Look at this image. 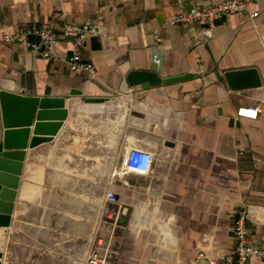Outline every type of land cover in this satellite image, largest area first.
<instances>
[{
	"label": "crops",
	"instance_id": "obj_1",
	"mask_svg": "<svg viewBox=\"0 0 264 264\" xmlns=\"http://www.w3.org/2000/svg\"><path fill=\"white\" fill-rule=\"evenodd\" d=\"M220 1L0 0V91L63 97L67 112L51 141L25 150L7 220L0 193V264H85L95 247L104 264H206L199 253L233 257L246 204L249 239L264 248V0L255 18L220 17L211 31L167 24ZM66 24L98 26L82 48L95 77L65 64ZM29 26L55 33L58 62L4 41ZM153 68L172 81L128 82ZM245 68L261 86L230 90L223 73ZM243 107L257 118L237 117ZM131 148L151 154L149 172L117 175Z\"/></svg>",
	"mask_w": 264,
	"mask_h": 264
},
{
	"label": "built area",
	"instance_id": "obj_2",
	"mask_svg": "<svg viewBox=\"0 0 264 264\" xmlns=\"http://www.w3.org/2000/svg\"><path fill=\"white\" fill-rule=\"evenodd\" d=\"M253 0H222L219 3L203 7L190 6L186 9H178L169 25H181L189 27L198 25L203 29L211 31L214 28L217 18L229 15H248L255 18L258 13L251 11ZM63 36L71 42V52L66 58L65 64L68 69L76 75L96 76L94 65L86 60L82 53L84 44L92 37L100 35L97 25L89 24L76 26L66 24L62 30ZM35 36L36 41H30L29 37ZM156 42H161V32H155ZM7 43H18L23 49L28 50L33 56L50 61L58 62L59 59L54 52V47L58 43L55 33L48 27H22L11 35L4 37ZM259 110L257 107H243L236 112L237 117L255 120ZM152 156L150 153L140 149H129L126 151L124 161L117 175L126 173L146 174L150 170ZM259 161V160H257ZM106 200L110 203L116 202L113 192H108ZM252 208L251 205H242L238 210L233 225V236L235 239L233 257L217 260L199 253L197 261H205L206 264H249L251 260L256 259L264 261V248L253 244L249 239L246 222L249 218ZM258 209L264 213V206H258ZM85 264H104V256L98 248H91L86 256Z\"/></svg>",
	"mask_w": 264,
	"mask_h": 264
},
{
	"label": "water",
	"instance_id": "obj_3",
	"mask_svg": "<svg viewBox=\"0 0 264 264\" xmlns=\"http://www.w3.org/2000/svg\"><path fill=\"white\" fill-rule=\"evenodd\" d=\"M223 79L232 91L261 86L260 76L254 68L226 71ZM133 81H139L144 88H148L172 80H161L158 71L153 68L152 71L130 74V85H133ZM66 113L63 97L23 96L0 91V193L6 201L1 211L6 215L4 220L11 211L25 150L51 141L66 119ZM30 132L32 138L28 143Z\"/></svg>",
	"mask_w": 264,
	"mask_h": 264
},
{
	"label": "rangeland",
	"instance_id": "obj_4",
	"mask_svg": "<svg viewBox=\"0 0 264 264\" xmlns=\"http://www.w3.org/2000/svg\"><path fill=\"white\" fill-rule=\"evenodd\" d=\"M98 201H101L102 202V200H92V202H94V203H96V202H98ZM101 205V204H100ZM99 205V206H100ZM101 208L103 209V204L101 205ZM86 251H88V250H86Z\"/></svg>",
	"mask_w": 264,
	"mask_h": 264
}]
</instances>
